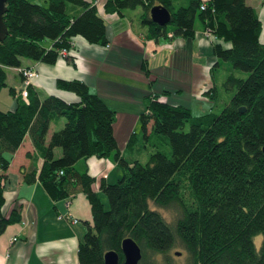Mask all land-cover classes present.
Returning a JSON list of instances; mask_svg holds the SVG:
<instances>
[{
  "label": "trees",
  "instance_id": "trees-1",
  "mask_svg": "<svg viewBox=\"0 0 264 264\" xmlns=\"http://www.w3.org/2000/svg\"><path fill=\"white\" fill-rule=\"evenodd\" d=\"M181 1L104 0V12L122 16L126 10L141 9L139 22L153 41L170 35V39L192 41L196 23L212 32L217 39L211 47L217 58L214 68L227 63L247 75L244 80L231 75L222 84L232 96L228 104L217 114L213 108L193 117L190 109L171 105L165 96L147 97L138 122L153 154L141 165L127 161L116 143V112L83 83H57L59 91L78 98L76 104L56 97L41 101L32 87L27 98L8 89L15 108L0 111V235L21 222L20 208L6 215L1 211L11 159L28 136L43 162L39 172L25 174L23 182L33 185L37 179L53 202L82 192L90 204L93 225L79 242L78 264H104L108 252L118 254L122 264L120 248L125 238L137 244L139 264H162L177 246L188 252L190 264H264L261 22L246 0H186V6L174 9ZM92 3L45 0L37 5L32 0H7L3 21L8 34L0 41V91L8 87L5 70L19 69L22 59L52 66L75 38L106 47V26ZM68 6L81 13L70 14ZM158 6L170 13L168 27L150 20L149 11ZM216 90L204 96L216 100ZM55 118L64 119V127L46 143ZM136 141L134 134L126 149L131 150ZM56 149L61 156L55 159ZM90 158L112 160L122 170L121 179L100 185L106 210L90 189L93 178L76 172L75 165ZM172 209L173 220L160 212Z\"/></svg>",
  "mask_w": 264,
  "mask_h": 264
},
{
  "label": "crops",
  "instance_id": "crops-1",
  "mask_svg": "<svg viewBox=\"0 0 264 264\" xmlns=\"http://www.w3.org/2000/svg\"><path fill=\"white\" fill-rule=\"evenodd\" d=\"M32 3L44 5L45 0H32ZM100 4L96 9L106 26L108 48L91 46L82 38H75L71 42L70 55L63 60L58 58L52 66L24 59L20 61L22 68L33 69L37 73L31 87L41 101L56 97L64 103L76 104L78 98L59 91L57 83L78 81L115 112L114 109L119 108L146 106L145 99L151 95L165 96L170 104L182 103L180 96L192 99L202 93L206 84H211L210 73L217 58L211 52L213 45L205 39L204 29L199 23L192 41L168 37L160 38L162 43L160 39H147L146 29L138 23L143 14L141 9L130 11L132 14L126 10L122 16L109 15L104 12V0ZM246 5L257 12L262 30L259 41L264 45V0H246ZM67 10L74 15L81 13L73 6H68ZM5 71L10 73L6 84L10 82L12 86H8L9 89L18 94L22 90V78L13 69ZM14 108L11 99L3 112H11ZM125 119L126 116H120L113 128L116 143L123 152L135 134L132 128L137 123L135 120L136 123L131 124L134 119L129 117L128 121ZM57 124L63 126L64 121L58 120ZM54 132L50 126L46 143ZM53 154L55 159L61 156L57 149ZM11 160L4 190L5 206L1 213L6 215L20 208L21 222L8 226L0 235V264H78L79 242L93 225L92 211L85 194L80 192L69 199L53 202L37 179L33 185L23 182L25 174L39 172L43 162L28 136ZM75 168L78 174L86 172L93 178L90 189L105 209L107 200L99 189L100 185H112L109 183L111 177L114 174V177H119V168L112 160L96 158L79 161Z\"/></svg>",
  "mask_w": 264,
  "mask_h": 264
},
{
  "label": "rangeland",
  "instance_id": "rangeland-1",
  "mask_svg": "<svg viewBox=\"0 0 264 264\" xmlns=\"http://www.w3.org/2000/svg\"><path fill=\"white\" fill-rule=\"evenodd\" d=\"M186 4H187L186 0H183L180 2V4H174V9H178L180 6H186ZM137 10H140V9L137 8ZM137 12H139V11H137ZM126 13L132 14V12H130V11H126ZM134 17L137 20L138 16L135 15ZM138 23H139V21H138ZM195 27L199 28V24L196 23ZM160 40L163 43V39H160ZM220 64H221L220 67H215V68L213 67L212 68V71L210 73V77L212 79V80H210L211 84L210 85L206 84L205 85L206 88L203 89L201 94L198 93L197 95H195V97H192V99H187L184 97L185 95L184 96L182 95V96H180L181 97L180 101L182 103H174L171 105H178V106H182L184 108L186 107L187 109H190L191 115L193 117L205 115L209 111H211L213 108H214L213 109L214 113L217 114L218 112H220L224 108V106L226 104H228V101L232 97V96H230L231 95L230 93L225 92L224 87L222 86V84L227 80V77L232 75L237 79L240 78L243 80L246 79V77H247L246 74L239 72L238 70L235 71L231 67L230 64H227V63L224 64L221 62H220ZM168 66H170V64ZM169 68H171V66ZM5 74H7V76L9 77L10 73L8 71H5ZM8 84H9L8 85L9 87L12 86V84L10 82ZM9 87L4 88L0 91V111L7 110L8 105L10 104L11 96L8 94ZM214 87L217 88L216 100H211L207 95L204 96V94L206 92H209ZM145 108H146V106H141V107L132 106L130 108L114 109L115 112H117L115 125L117 124L116 121H118V118L120 116L121 117L126 116L125 120H127V121H128L127 117H129L130 120L134 119L133 122L131 121L132 122L131 124H134L137 122L132 128V130H134V133L136 134V140L137 141L133 143L131 150L130 149L125 150L123 155L127 161L136 160L141 165H144V163H146L148 161L149 157L153 154V151L150 149L149 144L142 137L143 134L140 131V123L137 120L139 118V116L145 112ZM58 120L64 121V123H65V120L62 118H57L56 120H54V122H52V124L50 126L52 129H54L55 132L61 130L64 126V125L63 126L58 125L57 124ZM135 120H136V122H135ZM57 150H60V149H57ZM60 152H61V150H60ZM118 171H120L119 177H117V178L114 177L115 176V174H114L111 177V180L109 182L110 184L115 183L117 180L122 178L121 177L122 176L121 175L122 170L119 168ZM116 174H117V172H116ZM93 183H94V181H93ZM186 199H188V196L186 197ZM106 209H108V203H106L105 210ZM160 212L162 213V215L166 219L173 220V218H172V216L174 215L173 209L171 211H168V212L163 211V210H161ZM257 241L258 240H256V242ZM176 254H179V256H176ZM188 256L189 255H188V252L186 250H182L181 247L179 248L177 246L176 248L171 249L169 251V253L164 256L166 261L165 262L163 261L164 263L162 262V264H190ZM160 259L161 258L159 256L157 258V260L159 261Z\"/></svg>",
  "mask_w": 264,
  "mask_h": 264
},
{
  "label": "water",
  "instance_id": "water-1",
  "mask_svg": "<svg viewBox=\"0 0 264 264\" xmlns=\"http://www.w3.org/2000/svg\"><path fill=\"white\" fill-rule=\"evenodd\" d=\"M7 0H0V41L3 42V40L6 38L8 34V30H6V27L4 25V19L3 16L6 14L7 8H6ZM150 20L152 23L157 25L158 27H168L170 25V13L167 12L162 7H153L149 11ZM239 112L243 114L245 112L244 108H240ZM262 154L264 155V148L262 151ZM120 253H122L123 261L122 264H139L141 260V252L139 251V248L137 244H135L133 241H131L129 238H125V240L122 241ZM176 256H179V254H176ZM104 264H119V257L118 254L113 252H108L104 256Z\"/></svg>",
  "mask_w": 264,
  "mask_h": 264
},
{
  "label": "built area",
  "instance_id": "built-area-1",
  "mask_svg": "<svg viewBox=\"0 0 264 264\" xmlns=\"http://www.w3.org/2000/svg\"><path fill=\"white\" fill-rule=\"evenodd\" d=\"M103 0H95L93 2V5L94 6H99L101 5L100 3L102 2ZM200 10H204V8L202 7ZM204 37L205 39L211 43L212 45L214 44V42H216V38L215 36H213V33L210 32L209 30H205L204 31ZM169 38H171V35L169 36ZM73 45L70 43L69 45V48L68 49H62L59 53V58L61 60L67 58L70 53L72 52V48ZM106 48H108L106 46ZM13 71L19 76L22 78V90L18 93V95L22 96L23 98H27L28 94H27V89L30 88L32 86V81L34 79H37V73L31 69V70H28V69H25V68H22L20 67L19 69H13ZM74 224H76L75 221H73Z\"/></svg>",
  "mask_w": 264,
  "mask_h": 264
}]
</instances>
